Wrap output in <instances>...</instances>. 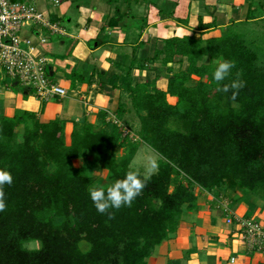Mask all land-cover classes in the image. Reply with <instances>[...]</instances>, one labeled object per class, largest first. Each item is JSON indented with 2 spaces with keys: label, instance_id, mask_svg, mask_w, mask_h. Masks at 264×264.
Returning a JSON list of instances; mask_svg holds the SVG:
<instances>
[{
  "label": "trees",
  "instance_id": "trees-1",
  "mask_svg": "<svg viewBox=\"0 0 264 264\" xmlns=\"http://www.w3.org/2000/svg\"><path fill=\"white\" fill-rule=\"evenodd\" d=\"M122 19L115 16L108 27ZM216 22L199 18L197 30L215 28ZM133 25L142 32L145 28ZM141 38L139 34L134 42L138 45L129 64L120 66L125 75L108 78L98 69L87 77L77 72L70 77L72 87L91 84L97 76L100 89L108 85L120 91L116 121L135 113L137 139L107 121L106 111L100 113L99 126L76 123L69 139L68 121L43 123L29 111L0 114V168L14 177L5 186L7 209L0 213V264H148L156 248L175 234L184 213L197 209L196 188L243 190L264 200V64L254 41L235 25L211 39L196 34ZM96 42L100 44L96 39L90 45ZM153 42L151 56L140 61L138 50ZM217 60L235 65L220 87L245 82L235 100L231 91H217L212 78ZM156 64L167 69L166 91L157 87L159 77L134 84V70L152 71ZM125 95L131 100L129 110ZM142 144L161 158L158 172L131 207L110 209L111 218L98 213L88 194L98 182L93 172L107 171L111 184L122 179ZM124 147L126 155L115 157L114 150ZM85 156L92 161L78 170L73 161Z\"/></svg>",
  "mask_w": 264,
  "mask_h": 264
},
{
  "label": "crops",
  "instance_id": "crops-1",
  "mask_svg": "<svg viewBox=\"0 0 264 264\" xmlns=\"http://www.w3.org/2000/svg\"><path fill=\"white\" fill-rule=\"evenodd\" d=\"M34 1L37 2L35 4L38 8L56 20L61 33L50 29L45 30H49L53 35L68 37L79 42L75 47L77 48L76 56L79 59L72 60V63L75 71L86 77L99 69L98 71L107 73L110 78L119 74L115 72V68H118L116 63H119L120 59L129 64L132 54L127 53V50H132L133 53V47L138 43L126 44L130 37H127L125 30L134 27L133 24L143 25L145 23L147 25L141 38V41L145 42L149 40L150 30L159 28L160 24L165 26L167 35L173 31L165 39L196 33H200L204 39H211L220 37L223 29L231 25H235L241 31L240 26L244 24L256 25L255 31L264 35V0H139L138 2L133 0L132 3H125L124 0L119 2L116 0H83V2L75 3L79 12L75 23L76 30L74 29L76 34L68 32L61 26L60 19L62 20L63 17L52 7L59 6L61 3L59 0ZM56 1H59V4H56ZM140 2L147 4L149 17L146 15L147 18H144L132 13L135 19L130 20L129 27L125 26L120 31V26L108 27V23L115 16H123V21L131 17L132 14L129 11L133 10L135 3ZM122 3L125 4L124 7ZM208 8L212 9V12ZM204 11L207 13L204 14ZM171 14L173 18L170 17ZM199 18H203L206 24L217 21L218 26L205 32L199 31L197 30ZM179 19L188 22V26L185 25L187 30H183L186 32L183 36L178 35V30L181 29L178 22L175 29L169 26L175 24L173 20L178 21ZM135 27L139 29V25ZM108 28L110 31L107 32ZM176 29L177 33L174 34ZM26 32L23 33V37H27ZM38 32L39 30L35 34L44 38ZM105 32L106 34H102ZM100 38L104 40L103 43L99 40ZM96 39L100 41V44L93 43L92 47L90 43ZM80 49L81 52H79ZM149 55L150 48L146 45L138 51L137 57L140 61H145ZM46 58L49 60L48 76L51 80L55 77V83L68 91L67 97L44 101L28 94L27 89L25 92H14L11 88L14 86V81H11L0 68V114L13 117L19 111H29L35 113L43 123L62 119L68 121L67 131L71 133L76 123L88 121L96 125L102 122L100 118L102 111L108 112L109 115L117 111L121 97L120 91L113 90L111 86L106 85L97 94L94 89L98 88L96 80L91 84H78L72 87V81L69 77L67 78L66 70H64L68 69V66L48 54ZM89 59H94L95 63L90 62ZM132 77L134 84L146 83L159 77L157 87L163 91L168 88V72L161 64H156L152 71L134 70ZM110 118L108 117L107 121H110ZM195 192L198 196L197 209L194 212L184 213L175 234L156 248L148 264H264V250L251 252L247 249L241 238V227L236 221L244 219L264 224V200L243 190L207 192L196 188ZM231 219L234 223H229Z\"/></svg>",
  "mask_w": 264,
  "mask_h": 264
},
{
  "label": "rangeland",
  "instance_id": "rangeland-1",
  "mask_svg": "<svg viewBox=\"0 0 264 264\" xmlns=\"http://www.w3.org/2000/svg\"><path fill=\"white\" fill-rule=\"evenodd\" d=\"M59 1L61 2L59 6H57V7L52 6V7L55 10V12H57V13L59 12L60 15L63 17L62 20L60 19L61 26L63 28H65L68 32H73L74 34H76L74 29H75L76 20L79 17V12H78V8H77L75 3L81 2V1L83 2V0H59ZM85 1H89V0H85ZM27 2L32 3V4L37 3L34 0H27ZM132 2H133V0L131 1V3ZM123 5H125V4L122 3V7H124ZM133 6H134L133 10L131 9L132 11H129L130 14L136 13L138 15L143 16L144 18L149 17L147 4L140 2L138 4L135 3ZM50 7H51V5H50ZM208 10L210 12H212V9L208 8ZM134 11H136V12H134ZM206 13L207 12L204 11V14H206ZM146 15H147V17H146ZM133 16L134 15L132 14L131 17L130 16L127 17V19H124V21H123V19L121 20L123 23L125 22L126 24H123V23L120 24L119 23L120 24V25H118V26H120L119 31L123 30V28H125V26L129 27L128 24L130 23V20H132L134 18ZM171 16H172V14L170 15V17ZM172 18H173V16H172ZM70 19H71V21H70ZM173 21L175 22V24H170L169 26L174 27V29H175V27H177V22H178V25L180 24V27H181V29L178 30V35L183 36L184 33H186V32H183V30L184 29L187 30L184 22H182L183 20L179 19L178 21H175V20H173ZM165 22H167V21H165ZM143 25H145V24H143ZM145 27H147V25H145ZM34 29L39 30L41 32L42 36L47 40V43L42 44L41 38L34 33V31H35ZM152 29L150 30V33H149V39H151V40H154V39L155 40H157V39L162 40V39H165L166 36L171 35L173 33V31H171L172 33L169 32L167 35V31L165 30V26L162 24L159 25V28H157V29L152 28ZM240 29H241V33L243 35H245L246 39L249 42L254 41V45L256 46V48L261 53L260 54L261 55L260 63L264 64V35L258 31H255V29H257L256 25L254 26V25H249V24L245 25L244 24V25L240 26ZM145 30H146V28H144L143 31H145ZM25 31H27L26 32L27 37L32 39L33 46L36 48L34 51V56L36 59L46 58V56L48 54L50 56H53L57 61L63 62V64L65 66H68V69L67 68L64 69V70H66L65 73H67L66 74L67 78L68 77L70 78L71 76H73L74 72L75 73L77 72V71H75L74 64L72 63V60L75 61V60L79 59V58H77L78 56H76L77 48L75 49V47L79 44L78 41L72 40L68 37H60L59 35H55V34L53 35V34H51V32L49 30H45L41 26H34L33 28H27V29H25ZM106 31L107 32L110 31V28H108V30H106ZM125 32L127 33V37L128 36L130 37V39L129 38L128 39L131 40L132 42H136L138 35L142 34V30L140 28L136 29L135 27H131V28L129 27V29L125 30ZM176 33H177V29H176V32L174 34H176ZM102 34H106V32L102 33ZM196 36L201 37V34L196 33ZM99 40L101 41V43L104 42V40L102 38H100ZM63 42H65V44H63ZM154 46H155L154 42H153L152 46L151 45L149 46L150 53H152ZM81 51L82 50L80 49L79 52H81ZM138 51H140V50H138ZM127 53L132 54V50H127ZM137 56H138V52H137ZM150 56H151V54L149 55V57ZM89 61L90 62L92 61V63H95V62H93L94 59H89ZM47 62L49 63V60H47ZM127 65H128L127 62H124V60L120 59L119 67L117 66V63H116V66L118 68H115V72L117 71L119 74L125 75V70L122 69L120 66L126 67ZM47 67H48V64H47ZM55 79H56L55 77H52V81L55 82ZM95 80H96L95 83L97 84L98 88H94V89L96 91L95 93L98 94L102 91L100 89V80L97 77ZM16 83H17V81H14V86L11 87L12 90H14V92H25L26 91L25 87L21 83L15 85ZM73 95L74 94H72L70 96H73ZM76 97H78V96L76 95ZM124 97H125L124 101L126 102L127 109L129 110L132 107L131 106V100L128 97V95H125ZM169 101L172 104H175L177 100L170 97ZM109 117H111L110 119L112 120V122L114 124L119 123L118 126L120 127V129L123 131L124 134L130 133L129 134L130 136L134 137V139H137L136 132L139 129L140 121H139V118L135 115V113H133V112L127 113L123 122L116 121L115 113L110 114ZM84 122L85 121H82L80 124H84ZM93 125H95V124H93ZM99 125H101V123H98V124L96 123V126H99ZM21 133L22 132H20L19 139L22 137ZM70 134L71 133L68 130L66 133L68 139L70 138ZM126 153H127V150L125 149V147L124 148H118V149L114 150V155L117 158H121L122 156L126 155ZM150 155L158 156V154H156L150 147H148L146 144H142L138 150L137 155L135 156V158L132 162V167L133 168H139L141 171H143L142 166L146 162V158ZM91 161H92V158L90 156H85L82 159L74 160L73 164L78 170H86V167L87 168L89 167L88 164L91 163ZM93 173L94 174L96 173V175L99 176L98 182L96 183V186H104L105 187V186H109L111 184V181L108 178V172L107 171H102V172H96L95 171ZM173 189H174V185L172 186L171 190H173ZM29 248L32 249L33 248L32 245H29ZM82 248L84 250L87 248L86 243L82 244Z\"/></svg>",
  "mask_w": 264,
  "mask_h": 264
},
{
  "label": "built area",
  "instance_id": "built-area-1",
  "mask_svg": "<svg viewBox=\"0 0 264 264\" xmlns=\"http://www.w3.org/2000/svg\"><path fill=\"white\" fill-rule=\"evenodd\" d=\"M56 4H59V1H56ZM34 26L61 33L56 20L36 4L27 0H0V68L11 81L21 83L41 100L63 99L67 97L68 91L48 76V59H36L34 56L36 48L32 39L23 37L25 29ZM34 30V33L38 31ZM41 42L46 43V39L42 38ZM236 221L241 227V238L247 249L251 252L263 251L264 224L244 219ZM229 223H234V220H229Z\"/></svg>",
  "mask_w": 264,
  "mask_h": 264
},
{
  "label": "clouds",
  "instance_id": "clouds-1",
  "mask_svg": "<svg viewBox=\"0 0 264 264\" xmlns=\"http://www.w3.org/2000/svg\"><path fill=\"white\" fill-rule=\"evenodd\" d=\"M234 67L232 61L217 60L215 70L212 73V78L218 85L217 91L223 93L231 91L233 100L238 95V91L245 86V82L233 80L230 84H223L222 87L219 85L229 78ZM160 159L159 156L150 155L142 166L143 171L139 168L130 167L122 179L115 180L110 186L89 187L88 194L96 211L100 214H108L111 218L110 209L118 210L121 207H131L136 198L142 194L147 181L158 172ZM13 182L14 177L11 172L5 168H0V213L7 209L5 186L10 187Z\"/></svg>",
  "mask_w": 264,
  "mask_h": 264
}]
</instances>
